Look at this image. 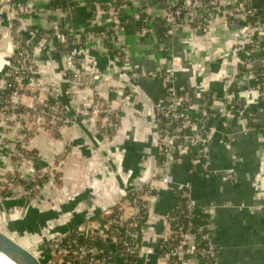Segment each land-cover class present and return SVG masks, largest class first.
<instances>
[{
	"label": "crops",
	"instance_id": "0c3cea01",
	"mask_svg": "<svg viewBox=\"0 0 264 264\" xmlns=\"http://www.w3.org/2000/svg\"><path fill=\"white\" fill-rule=\"evenodd\" d=\"M19 1L23 9L13 0H0V50L9 46L7 32L13 26V38L28 42L34 51L36 93L59 100L77 122L63 131L37 125H31V132L0 131V229L8 233L20 226L35 237L33 244L74 229L107 233L106 213L120 205L123 194L142 189L160 174L154 108L165 100L166 89L160 78L146 73L164 71L176 60L177 83L204 97L184 113L185 121L193 123L192 132L201 128L203 110L214 115L205 118L214 132L208 144L209 166L206 169L198 158V147H180L181 159L171 167L175 183L158 188L139 225L141 253L135 264H158L157 249L170 231L169 215L183 186L200 206L209 207L217 264H264V98L254 91L257 79L264 83V34L250 27L258 20L264 24V0H248L247 11L244 1L219 0L222 12L211 24L198 25L199 13L173 33L164 27L166 0H127L113 10L106 8L108 0H68L70 6L60 10L41 0ZM111 22L116 28L112 46L125 50L124 62L100 39L79 44L93 28ZM64 40L82 57V64H69ZM257 40L260 46L248 54ZM73 74L79 79L73 80ZM30 93L27 90L24 99L28 106ZM96 101L118 112L119 126L110 135L98 125L105 127L107 114H88ZM234 102L244 117L231 107ZM19 135H25L36 156L23 159L22 177L64 157L34 190L37 204L28 199L30 188L19 174L10 190L4 185L20 160L21 149L15 155L13 144ZM99 214L103 218H97ZM15 235L23 246L31 243L28 236ZM107 246L109 264H126L112 253L111 244Z\"/></svg>",
	"mask_w": 264,
	"mask_h": 264
},
{
	"label": "built area",
	"instance_id": "2783aa9c",
	"mask_svg": "<svg viewBox=\"0 0 264 264\" xmlns=\"http://www.w3.org/2000/svg\"><path fill=\"white\" fill-rule=\"evenodd\" d=\"M41 1H44L47 5L53 0ZM125 2L127 0H108L106 8L113 10ZM22 6L24 5L17 3V8L23 9ZM64 6L69 7V2L65 3ZM61 8L63 7L59 6L55 10H60ZM33 11L34 9H31L27 12ZM221 12L219 0H187L182 2L166 0L164 27L167 30L166 33H173L182 25L193 22L199 13L200 17L198 18L200 20H197V23L201 27H205L211 24ZM250 27L254 31L264 34V24L261 21H256ZM12 28L13 26L9 27L7 32L9 46L3 51L0 50V74L2 75L0 80V131L13 132L14 129L15 132H20L25 129L27 132H31V125H37L40 128L47 126L48 128L58 127L60 129L75 125L77 122L76 118L69 114L59 100L42 98L40 94L36 93L34 78L37 70L35 68L34 51L28 42H24L20 38H13ZM112 31L113 34L110 36L105 32L96 33L91 31L85 35V41L79 40V44L86 45L95 39H100L103 42L108 40L112 43L116 33L114 26L112 27ZM259 42L257 40L251 43L248 54L257 50L260 46ZM61 44L69 64H82V57L70 50V43L68 41L64 40ZM124 51V49L121 50V53L124 54L123 61L126 59ZM179 68V63L173 60L164 71H149L146 73L148 77L160 78L166 89L165 100L156 103L154 108L158 152L161 157L159 159V176L147 181L144 187L137 190L136 193H131L130 195H127V193L123 194V201L120 203L117 211L109 210L106 213L109 216L107 220V233L104 234L101 231L92 229L82 230V232L77 231L79 237H86L90 240L89 244L80 245L71 238L69 239L71 235L70 231L50 237L45 244L46 258L44 261L46 264H82L86 256H89L88 264H109L108 259L111 253L109 246H107L109 244L113 246V254L122 256L126 264H135L141 253L138 235L139 225L148 213L149 201L158 188L175 183L171 167L181 159L179 155L180 147H198V158L205 161V168H208V144L214 132L211 127L206 125L205 118L214 115L203 110L201 112L203 119H201L202 117L200 118L202 126L199 130L192 132L191 127L193 123L185 121L184 113L189 111V109L195 108L198 104L197 102H201L204 97L181 87L177 83ZM71 78L73 80L79 79L78 74H73ZM28 84L31 85L28 86ZM27 90L32 92L29 96L33 99L29 106L24 104ZM254 91L264 98V83L262 80L258 81L257 79ZM100 106L102 104L95 102L91 107V113L98 115L100 113ZM22 107L27 110L26 113L20 111ZM231 107L237 110L239 117H244L245 111L241 105L234 102L231 104ZM103 112L108 116L105 127L117 129L119 123L115 121L118 119V114H115L110 105H107ZM12 125H14V128H12ZM14 143L19 149H22L17 153V159L20 158V160L16 161L9 177L5 178L4 185H7L10 190L15 178L19 174L30 187L28 193H35L34 190L41 184H31L34 181L33 178H45L56 167L50 164L51 166L47 169H35L30 176L22 177L20 167L23 159L35 160L36 156L28 149L25 135H19L14 140ZM228 178V175L224 177V179ZM181 199L185 201L186 211L184 214L175 211L170 213L169 224L171 228L163 236L157 249L158 264H217L218 251L209 234L210 224L208 222L202 225L195 224L197 212L202 210V212L208 213L209 207L200 206L190 196L188 186L182 187ZM100 241L104 243L102 249L94 245L95 242ZM105 253L109 255L104 257ZM41 256H43V252H41ZM37 257L39 258V256ZM39 259L42 261V258Z\"/></svg>",
	"mask_w": 264,
	"mask_h": 264
},
{
	"label": "trees",
	"instance_id": "16d2710c",
	"mask_svg": "<svg viewBox=\"0 0 264 264\" xmlns=\"http://www.w3.org/2000/svg\"><path fill=\"white\" fill-rule=\"evenodd\" d=\"M245 2V4H244V11L246 10H248V9H250V7H248L249 5H248V0H241V2ZM67 2H69L68 0H63L62 2H61V4H60V2H55V1H53V2H51V3H49V4H47V7L48 8H50V9H55V8H57V7H59V6H61V7H63L64 5H65V3H67ZM13 3H20V1L19 0H13ZM112 27H113V22L112 23H109L107 26H101V27H97V28H93L91 31H93V32H96V33H98V32H105L108 36H110V35H112L113 34V31H112ZM14 28V27H13ZM262 40H264V37H262L261 38ZM105 45L108 47V48H110V51L112 52V54L113 55H116V59H118V61H121V62H124L123 61V58H124V54L123 53H121V50L119 51V50H115V49H113V46H112V43H110L108 40H106L105 42ZM259 80H261V79H258V81ZM97 98V100H100V98L99 97H96ZM101 101V100H100ZM100 101H96L97 103H99V104H101V102ZM108 105V103H106V102H104L103 103V105L102 106H100V109H99V112H100V117L101 118H104V116H105V113L103 112L104 111V109H105V107ZM20 111L22 112V113H26L27 112V110L25 109V108H21L20 109ZM32 113V112H31ZM115 114H118V112H115ZM114 114V115H115ZM112 116V115H111ZM115 122H119V120L117 119ZM99 125V127H100V129H101V131L103 132V133H105V134H107V135H110L109 134V132H111V133H113L114 131H115V129H111V128H102V126H101V123H99L98 124ZM161 157H160V154H159V159H160ZM160 162V161H159ZM34 179V181L31 183V184H33V185H36V184H41L42 182H44L45 181V178L43 177V178H40V177H34L33 178ZM24 186L26 187V188H30L29 187V185L27 184V182L25 181L24 182ZM136 191L137 190H135V191H131V192H128L127 193V195H130L131 193L133 194V193H136ZM7 193L5 192V196L4 197H6V196H8V195H6ZM125 198V197H124ZM122 200H123V198H122ZM185 201L184 200H182L181 199V197H180V199H179V201H178V203H177V205H176V207L174 208V210L173 211H175V212H178V213H180V214H184L185 213V203H184ZM118 207H119V203L117 204V205H115L114 206V208H113V210L114 211H117V209H118ZM97 218H103V216H102V214H99L98 216H96ZM95 217V218H96ZM209 217H210V215L208 214V213H204V212H202V210H199L198 212H197V214H196V219H195V224H197V225H202V224H206L207 222H208V219H209ZM94 218V217H93ZM145 218V217H144ZM144 218L141 220V225H142V223L144 222ZM71 232V235L69 236V239L71 238L72 240H74V241H76L77 242V244H80V245H82V244H89L90 242V240L88 239V238H86V237H79L78 235H77V230L76 229H74V230H71L70 231ZM99 241V240H98ZM94 245L95 246H97L99 249H102L103 247H104V243L103 242H95L94 243ZM109 254L108 253H105L104 254V257L105 256H108ZM88 257L89 256H86V258L84 259V261H83V263L82 264H88L87 262H88Z\"/></svg>",
	"mask_w": 264,
	"mask_h": 264
},
{
	"label": "water",
	"instance_id": "95a60500",
	"mask_svg": "<svg viewBox=\"0 0 264 264\" xmlns=\"http://www.w3.org/2000/svg\"><path fill=\"white\" fill-rule=\"evenodd\" d=\"M2 75L0 76V80ZM0 251L8 255L15 264H43V262L28 247L13 239L0 229Z\"/></svg>",
	"mask_w": 264,
	"mask_h": 264
},
{
	"label": "rangeland",
	"instance_id": "374dc122",
	"mask_svg": "<svg viewBox=\"0 0 264 264\" xmlns=\"http://www.w3.org/2000/svg\"><path fill=\"white\" fill-rule=\"evenodd\" d=\"M84 114H86V113H84ZM88 114H92L93 116H95V117H97V116H100V113H98V115H95V114H93V113H88ZM42 129H46V130H50L47 126H43V127H41ZM67 128V127H66ZM66 128H63V129H66ZM63 129H62V131H63ZM51 132V131H50ZM52 133V132H51ZM156 138H157V135H156ZM14 140H15V138L13 137V142H14ZM158 141V140H157ZM14 144V146H15V151H14V153L16 154V152L18 151V146L17 145H15V143H13ZM66 147H68V145L66 146ZM21 149V148H20ZM22 150V149H21ZM57 158V157H56ZM63 156H58V158L55 160V161H53L52 163H51V165H53V166H55V167H57V165H59L60 163L62 164L63 163ZM53 160H54V158H53ZM27 161H28V159H27ZM24 163H26V162H23L22 163V165H21V167H20V173L22 172V170H23V165H24ZM50 165V166H51ZM53 170V169H52ZM34 171V170H33ZM21 175H23V173L21 174ZM57 182V181H56ZM58 183V182H57ZM40 187V186H39ZM39 187L38 188H36V191L37 190H39ZM21 188V187H20ZM22 189V188H21ZM24 193V192H23ZM28 195L30 196L28 199H30V200H33V203L34 204H37L36 202H35V197H34V195H35V193H32V192H29L28 193ZM6 224V223H5ZM19 228H20V226H15L14 227V229H13V231H8V233L10 234V235H13V236H15L14 237V239H18V237H16V233L18 232V234L21 236V237H27L28 236V238L31 240V243H29L28 244V248L29 249H31L37 256H39V258H42V261H43V263L44 264H46V262L44 261L45 260V258H46V242L45 243H34L33 244V239H35V237H33L32 236V234H29V233H24V232H22L21 230H19ZM16 232V233H15ZM13 238V237H12ZM23 240H25V239H23ZM42 248L44 249L43 251H42ZM41 252H43V256H41Z\"/></svg>",
	"mask_w": 264,
	"mask_h": 264
},
{
	"label": "bare ground",
	"instance_id": "6f19581e",
	"mask_svg": "<svg viewBox=\"0 0 264 264\" xmlns=\"http://www.w3.org/2000/svg\"><path fill=\"white\" fill-rule=\"evenodd\" d=\"M0 264H15V263L8 255L0 251Z\"/></svg>",
	"mask_w": 264,
	"mask_h": 264
}]
</instances>
